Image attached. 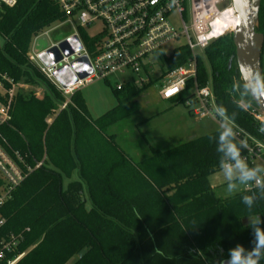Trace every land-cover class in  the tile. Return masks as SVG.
<instances>
[{
	"label": "trees",
	"instance_id": "trees-1",
	"mask_svg": "<svg viewBox=\"0 0 264 264\" xmlns=\"http://www.w3.org/2000/svg\"><path fill=\"white\" fill-rule=\"evenodd\" d=\"M66 19L56 0H19L13 8L0 9V36L5 39L0 72L44 89L42 97L19 90L11 121L0 125V145L13 158L18 151L33 167L26 171L20 164L26 176L0 208L5 219L0 240L22 236L7 258L24 253L15 264H219L238 244L251 249L254 232L242 198H254L251 211L264 228V188L224 198L211 186L210 176L221 169L223 154L217 148L222 128L168 150L151 149L144 162L132 165L117 150L109 128L136 113V98L145 86L116 88L118 104L92 121L79 90L58 112L65 96L27 55L36 36ZM257 31L264 34V0ZM79 34L89 52L102 39L83 35V28ZM204 54L212 79L198 55L197 81L200 86L211 83L222 121L264 140L258 130L262 123L251 113L255 103L240 76L232 32L212 40ZM190 57L188 46L174 49L165 58L166 71ZM262 69L264 73L263 57ZM192 84L190 80L189 89ZM49 115H56L51 124L46 122ZM38 162L42 165L34 168ZM76 169L79 181L64 188V179ZM5 184L0 173V192ZM84 185L90 210L80 195Z\"/></svg>",
	"mask_w": 264,
	"mask_h": 264
},
{
	"label": "built area",
	"instance_id": "built-area-1",
	"mask_svg": "<svg viewBox=\"0 0 264 264\" xmlns=\"http://www.w3.org/2000/svg\"><path fill=\"white\" fill-rule=\"evenodd\" d=\"M67 19L61 24L76 22L79 28L94 27L100 24L99 31L91 36H101L102 39L95 44L93 52H89L84 46L80 34H76L82 45V49L52 66L44 65L40 59L34 44L28 52V60L49 80L54 79L53 73L59 67L70 64L73 59L86 55L89 59L92 73L85 79H79L74 85L63 88L58 83L59 90L66 100L61 108L65 109L70 102V97L75 91L80 90L85 84L94 79H107L111 75L120 74L129 77V81H123L117 89L125 84H133L138 87L149 85L153 81L154 55L163 51V46L181 36L186 38V46L191 50V57L186 63L172 71H166L164 85L159 94L163 100L177 101L183 92L189 90L188 83L192 86L189 98L184 102L190 114L197 119L206 117L218 119L222 129L231 126L235 130L236 140L247 141L248 147L243 156L249 166H264V140L245 132L231 122L225 123L220 118L215 94L211 83L200 86L197 81V57L196 48L205 49L209 43L223 36L233 29H226L222 34L218 33L217 20L229 8L234 14L232 4L220 10L218 5L224 0H192V20L188 25L184 20V0H56ZM19 0H0V9L13 8ZM178 14L181 18L182 29H178L171 23L170 16ZM53 29V28H52ZM50 29V30H52ZM50 30L36 36V41ZM54 45V44H52ZM1 49V46H0ZM166 58V56H165ZM166 67V66H165ZM55 80V79H54ZM26 84L16 82L8 74L0 72V125L8 123L12 119V104L17 92L24 89ZM247 109L244 102H240ZM252 115L260 123L264 124V115L255 109ZM15 157H11L0 145V173L5 179V186L0 192V208L11 197L13 190L24 180L26 171H32L33 167L27 165L23 156L16 151ZM20 164H24L26 171ZM42 162L36 163L38 168ZM264 177V173L261 174ZM264 181L248 183L246 190L261 186ZM5 224V219L0 217V228ZM21 235H10L8 239L0 240V264H15L24 253L15 258H7L19 241Z\"/></svg>",
	"mask_w": 264,
	"mask_h": 264
},
{
	"label": "rangeland",
	"instance_id": "rangeland-1",
	"mask_svg": "<svg viewBox=\"0 0 264 264\" xmlns=\"http://www.w3.org/2000/svg\"><path fill=\"white\" fill-rule=\"evenodd\" d=\"M231 4V0H224L219 5L220 10L225 9ZM183 6L185 8L184 20L188 25H191L192 20V0H184ZM171 23L181 31L182 22L178 14L174 13L170 16ZM101 25L97 24L92 27L83 28V35L93 36L95 35ZM230 33V32H229ZM79 34V27L76 22L72 24H57L46 35H42L36 41H33L31 45L41 50L49 45L55 44L64 38L71 35ZM5 39L0 36V46H4ZM84 46L87 48L86 43ZM186 38L181 36L179 39H175L166 43L163 46V51L154 55V70H153V82L142 91L144 95H148V108L147 112L154 111V115L146 119L142 123H136L132 118L125 119L116 123L113 127L116 130L118 140L125 149L132 152H139L140 148L137 145H130L129 142L135 141L138 137L141 141L147 140L153 146L158 148H169L177 146L192 136H201L215 132L222 128L218 119L206 117L197 119L191 114H188L187 107L184 101H178L174 105L169 106L168 102H163L158 98V92L164 85V78L166 73L165 56L172 55L174 49L185 45ZM32 47V46H31ZM196 53L199 54L205 62L209 79H212V69L210 64L205 58L204 49L196 48ZM39 66V63H35ZM129 81V77H123L120 74L111 75L107 79H94L91 82L85 84L80 88V93L85 99L92 117L97 118L105 112L112 109L117 104V97L115 89L123 81ZM55 86H58L54 79L50 80ZM26 91L32 90L37 96H41L40 87H28ZM191 89L183 92L181 98L190 96ZM143 104V103H142ZM141 104V105H142ZM144 108V107H142ZM139 115H143L140 113ZM211 185L215 188L216 193L221 197L233 196L236 193L245 189V184L237 183V187L234 191L229 192L227 190V181L223 175L222 170L214 172L210 178Z\"/></svg>",
	"mask_w": 264,
	"mask_h": 264
},
{
	"label": "water",
	"instance_id": "water-1",
	"mask_svg": "<svg viewBox=\"0 0 264 264\" xmlns=\"http://www.w3.org/2000/svg\"><path fill=\"white\" fill-rule=\"evenodd\" d=\"M262 0H231L237 15V24L232 31L236 48V61L241 76V70L251 64L263 73L262 52L264 34L257 31L259 12ZM39 59L46 66L59 63L64 56H71L82 49L79 37L74 34L63 40L39 50ZM232 60L229 61V67ZM92 73L89 59L86 55L73 59L70 64L63 65L53 73L55 81L63 88L74 85L79 79H85ZM246 75V73H245ZM242 81H245L241 76ZM252 98V97H251ZM255 110L264 115V100L252 99Z\"/></svg>",
	"mask_w": 264,
	"mask_h": 264
},
{
	"label": "clouds",
	"instance_id": "clouds-1",
	"mask_svg": "<svg viewBox=\"0 0 264 264\" xmlns=\"http://www.w3.org/2000/svg\"><path fill=\"white\" fill-rule=\"evenodd\" d=\"M241 76L245 81L247 94L252 99L264 100V73L249 64L241 70ZM258 130L264 133V124H261ZM247 147L246 140L240 139L237 142L235 130L231 126H226L219 133L217 151L223 154L220 168L227 181L229 192L236 189L237 183L264 181V177L261 176L264 173V166L250 167L243 156L242 152ZM261 187L264 188V182L261 183ZM242 199L249 210L247 219L254 232V246L246 249L238 244L235 248L229 249L228 259L226 261L221 259L219 264H260L261 260H264V228L260 226L262 223L260 216L251 211L254 198L246 195Z\"/></svg>",
	"mask_w": 264,
	"mask_h": 264
},
{
	"label": "crops",
	"instance_id": "crops-1",
	"mask_svg": "<svg viewBox=\"0 0 264 264\" xmlns=\"http://www.w3.org/2000/svg\"><path fill=\"white\" fill-rule=\"evenodd\" d=\"M28 87H31L29 85H26V87L24 89H21L20 91L22 92H28L26 91ZM38 87V86H36ZM58 88V86H56ZM147 87V86H145ZM42 90H41V93L42 95L39 96V97H42L43 96V93H44V89L42 87H40ZM59 89V88H58ZM160 91V90H159ZM83 97V96H82ZM117 97V96H116ZM158 98L163 101V102H168V105L169 106H172L174 105L176 102L178 101H173V100H163L161 97H160V94L158 92ZM71 99V97H70ZM84 99V98H83ZM117 101H118V98H117ZM84 102L86 104V108H87V117L92 121V120H95L97 118H94L92 117L91 115V112H90V109L84 99ZM136 102H137V106H138V109L136 111V113H134L133 115H131L130 117L128 118H132L134 116L135 119H133L134 121H136V123H142L144 122L146 119L152 117L154 115V111L152 112H147L148 111V108L145 107L148 105V95H144L143 93H141L140 95H138V97L136 98ZM143 103V104H142ZM118 104V102H117ZM116 104V105H117ZM142 104V105H141ZM115 105V106H116ZM62 104L60 105L59 109H58V112H60L61 110H63L61 108ZM114 106V107H115ZM144 107V108H142ZM187 112L188 114H190L189 110L187 109ZM106 113V112H105ZM140 113H142L143 115H139ZM103 115V114H102ZM101 115V116H102ZM56 115H49L46 119V122L48 124H51L54 119H55ZM126 118V119H128ZM125 120V119H124ZM122 120L121 123L124 121ZM114 126V125H113ZM113 126H111L109 129H110V132L113 133L115 135V142H116V146H117V150L126 155V157L128 158V160L132 163V165H135V164H139L140 162H144L145 159H147L149 156H150V153H151V149H159V150H168V149H171L173 147H169V148H158V147H155L153 146L150 142H148L147 140H145L144 142L141 141L138 137L136 138L135 141H132V142H129V144L132 146V145H137L139 146L140 150L139 152H128L125 147H123V145L121 144V141L118 140V136H117V133H116V130ZM86 129H94V128H86ZM90 131H87L86 133V139H88V134H89ZM195 137H198V136H192L189 140L195 138ZM179 145V144H178ZM175 147V146H174ZM114 156L116 157V153H114ZM79 181V169H76L75 172L73 173L72 177L71 178H65L64 179V182H63V185H64V188L67 187V185L71 182V181ZM212 186V185H211ZM246 186V184H245ZM213 187V186H212ZM214 188V187H213ZM215 190V188H214ZM216 191V190H215ZM81 197L83 198V201L85 202V208L86 210H90L92 208V203H91V200H90V197H89V193H88V190H87V187L86 185L83 186V191L81 192ZM221 197V196H220ZM225 198V197H224Z\"/></svg>",
	"mask_w": 264,
	"mask_h": 264
},
{
	"label": "bare ground",
	"instance_id": "bare-ground-1",
	"mask_svg": "<svg viewBox=\"0 0 264 264\" xmlns=\"http://www.w3.org/2000/svg\"><path fill=\"white\" fill-rule=\"evenodd\" d=\"M237 24V15L234 14L231 8L227 9L217 20V32L222 34L226 29H233Z\"/></svg>",
	"mask_w": 264,
	"mask_h": 264
},
{
	"label": "flooded vegetation",
	"instance_id": "flooded-vegetation-1",
	"mask_svg": "<svg viewBox=\"0 0 264 264\" xmlns=\"http://www.w3.org/2000/svg\"><path fill=\"white\" fill-rule=\"evenodd\" d=\"M262 57L264 58V47H263Z\"/></svg>",
	"mask_w": 264,
	"mask_h": 264
}]
</instances>
